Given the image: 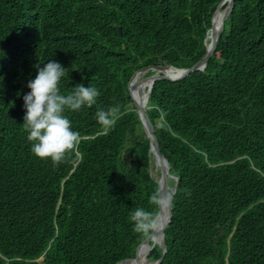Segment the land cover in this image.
Masks as SVG:
<instances>
[{
	"label": "trees",
	"instance_id": "trees-1",
	"mask_svg": "<svg viewBox=\"0 0 264 264\" xmlns=\"http://www.w3.org/2000/svg\"><path fill=\"white\" fill-rule=\"evenodd\" d=\"M223 1L0 0V264H119L148 238L149 261L164 256L131 220L162 206L129 85L198 65ZM49 59L68 68L65 95L80 82L102 93L66 112L80 141L59 163L32 153L23 124L27 82ZM113 105L105 132L95 113ZM147 113L179 179L161 264H264V0H238L206 68L156 81Z\"/></svg>",
	"mask_w": 264,
	"mask_h": 264
},
{
	"label": "clouds",
	"instance_id": "clouds-1",
	"mask_svg": "<svg viewBox=\"0 0 264 264\" xmlns=\"http://www.w3.org/2000/svg\"><path fill=\"white\" fill-rule=\"evenodd\" d=\"M210 42L207 43V46ZM2 56L0 55V57ZM161 67L163 70L160 73L163 75L164 69L167 67L174 68L170 65ZM151 69L155 70V73L157 72L155 67H149V70ZM174 69L177 70V68ZM67 72L68 68L54 59H49L46 63L38 64L34 78L29 79L27 82V88L30 91L23 94L25 109L23 124L28 130L27 138L31 142V151L38 158L51 159L53 163L61 162L66 154L80 141V134L73 129L72 121L66 115V112L69 110L80 111L85 107L91 108L97 104V99L102 94L100 89L91 83L85 86L83 82H80L72 87L71 94L65 95L61 91V82ZM144 78L148 77L144 75ZM95 118L106 132L115 126L119 118L118 108L115 105L107 109L98 108ZM157 168L160 170L158 164ZM169 179H174V187H170ZM169 179V192L172 193L175 190L176 193L179 179L173 175L169 176ZM159 181H157L158 184ZM150 203L155 205L156 209H159L161 206L170 204V200L163 199L159 191H157L151 195ZM161 211L158 213L157 210L149 211L143 207H137L131 214L134 230L147 236L157 233L161 228L159 219ZM156 244L159 243L156 242ZM41 258L44 260V257ZM39 260L38 262H41Z\"/></svg>",
	"mask_w": 264,
	"mask_h": 264
},
{
	"label": "water",
	"instance_id": "water-1",
	"mask_svg": "<svg viewBox=\"0 0 264 264\" xmlns=\"http://www.w3.org/2000/svg\"><path fill=\"white\" fill-rule=\"evenodd\" d=\"M237 1L238 0H224L218 6V8L215 12L214 18H213V29H212V34L210 35L211 42L207 46V52H206L205 57L202 59V61L198 65H196L190 69H182V70L177 69V70L181 71V74H179L177 76H173V77H169V76L165 75V73H164V75L161 74L160 72H162V70H163V68L161 66L155 67L157 72L154 75H152L148 78H143L142 80L138 81L137 77L139 75L138 76H136V75L139 74V72H143V70H141L138 73H136V75L131 80L130 85H129L132 99L138 107V114H139L140 120L143 124L145 132L147 133V136L151 140V153H153V155L156 159V162L160 167L161 180L159 181V193L161 194V197L163 199H164V195L170 196V204H168L167 206H162V211L165 209L167 211V214H166L163 222L161 223V228H160L159 232L154 234L155 241L157 243H159V245L163 248L164 256L167 253V247L165 244V230H166L168 224L170 223V220H171L172 215H173L172 210H173V198H174L175 190L172 193H170L169 189H168V179H169V176L171 177V175L169 173V169H170L169 162L167 161V159L165 158L164 154L162 153V151L160 149L158 139L155 135V130H154L153 124L149 119V116L147 113L148 101H149L153 86H154L156 81L164 79V80H170L172 82H177L179 80L186 78L187 76H189L193 72H196L199 70L203 71L206 68L208 61L211 58V56L215 50V47L217 46V43H218L220 35H221L222 28H223L225 22L227 21L228 17L230 16L232 11L234 10L235 3ZM226 4H227V6H226ZM224 6H226V7L223 8ZM217 16L219 17L218 24L216 22ZM146 70H149V68L144 69V72ZM135 77H136V79H135ZM145 83H150V86H149L147 92L145 90L143 91V87H144L143 85ZM135 88H138V90L140 91V95H143L144 93H146L148 95L144 102L143 101H137L136 99H134L133 91H135ZM158 233L161 234V239H162L161 242L157 241V239H158L157 234ZM144 246H148L149 250H148V252L144 251L143 259L137 258L135 260H125V261L120 262L119 264H161L164 256L158 261H149V259H148L150 251L153 249V246H151L149 243V238L145 241V243L143 244L142 247H144Z\"/></svg>",
	"mask_w": 264,
	"mask_h": 264
},
{
	"label": "bare ground",
	"instance_id": "bare-ground-1",
	"mask_svg": "<svg viewBox=\"0 0 264 264\" xmlns=\"http://www.w3.org/2000/svg\"><path fill=\"white\" fill-rule=\"evenodd\" d=\"M218 22H219V17H218ZM218 22H217V24H218ZM219 24H220V23H219ZM164 73H165V74H170V75H173V76H177V75L181 74V71H178V70H176V69H174V68H171V67H167L166 69H164ZM137 80L139 81L138 78H137ZM149 86H150V85H149ZM148 88H149V87H148ZM148 88H146V87L144 86L143 91H144V90L147 91ZM133 93L135 94V97H136L137 101H143V102H144V101L146 100L147 96H148L146 93H144L143 95H140V94H138V93L135 92V91H133ZM164 196L166 197V200H170V196H169V195H164ZM166 214H167V211L164 209V210L161 212V214L159 215L160 224L163 222V220H164ZM158 232H159V231H158ZM157 237H158L157 241H158V242H161L162 239H161V234H160V233L157 234ZM141 259H143V258H141Z\"/></svg>",
	"mask_w": 264,
	"mask_h": 264
},
{
	"label": "rangeland",
	"instance_id": "rangeland-1",
	"mask_svg": "<svg viewBox=\"0 0 264 264\" xmlns=\"http://www.w3.org/2000/svg\"><path fill=\"white\" fill-rule=\"evenodd\" d=\"M150 70H146L145 72L143 71V72H139V74H137L136 76H138L137 78L140 80L141 78L143 79L144 78V75L146 76V77H148L147 75H148V72H149ZM134 78V77H133ZM135 79H136V77H135ZM149 85H150V83H145L143 86H145L146 88H148L149 87ZM144 88V87H143ZM135 92H137L138 94H140V91L138 90V88H135ZM133 96H134V93H133ZM153 165L155 166V168L153 169ZM158 171H159V169L157 168V163H156V159H154V161H153V164H152V167H151V174H152V176L157 180V181H159L160 180V175L158 174ZM42 260H43V258H41V260H39V261H41L42 262Z\"/></svg>",
	"mask_w": 264,
	"mask_h": 264
}]
</instances>
